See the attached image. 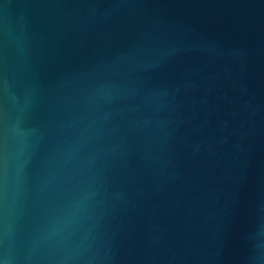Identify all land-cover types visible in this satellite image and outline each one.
I'll return each instance as SVG.
<instances>
[{
  "label": "water",
  "instance_id": "water-1",
  "mask_svg": "<svg viewBox=\"0 0 264 264\" xmlns=\"http://www.w3.org/2000/svg\"><path fill=\"white\" fill-rule=\"evenodd\" d=\"M0 264H264V0H0Z\"/></svg>",
  "mask_w": 264,
  "mask_h": 264
}]
</instances>
